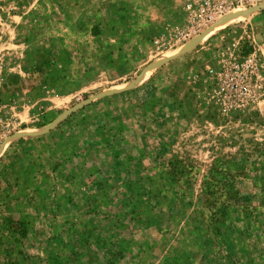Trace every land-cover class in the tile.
Here are the masks:
<instances>
[{"label":"rangeland","instance_id":"374dc122","mask_svg":"<svg viewBox=\"0 0 264 264\" xmlns=\"http://www.w3.org/2000/svg\"><path fill=\"white\" fill-rule=\"evenodd\" d=\"M184 1L27 11L0 69V264H264V99L223 116L205 70L232 41L264 65V0L157 48Z\"/></svg>","mask_w":264,"mask_h":264},{"label":"built area","instance_id":"2783aa9c","mask_svg":"<svg viewBox=\"0 0 264 264\" xmlns=\"http://www.w3.org/2000/svg\"><path fill=\"white\" fill-rule=\"evenodd\" d=\"M258 1L185 0L181 23L162 32L153 43L165 49L192 40L229 12L255 8ZM3 60L0 56V69ZM205 70L210 80L209 98L223 116L250 109L264 99V65L255 49H244L237 41L226 43ZM4 135L0 126V145Z\"/></svg>","mask_w":264,"mask_h":264},{"label":"crops","instance_id":"0c3cea01","mask_svg":"<svg viewBox=\"0 0 264 264\" xmlns=\"http://www.w3.org/2000/svg\"><path fill=\"white\" fill-rule=\"evenodd\" d=\"M35 1V2H34ZM79 0H75L73 6H80ZM41 0H33L26 4H14L7 0H0V55L4 57L7 53L6 50L14 48L18 44L14 43L13 36L16 35V31L21 24H25L27 20V11L34 5H40ZM25 8V10H23ZM35 8V7H34ZM18 48V47H17ZM17 52V51H14Z\"/></svg>","mask_w":264,"mask_h":264},{"label":"bare ground","instance_id":"6f19581e","mask_svg":"<svg viewBox=\"0 0 264 264\" xmlns=\"http://www.w3.org/2000/svg\"><path fill=\"white\" fill-rule=\"evenodd\" d=\"M234 18H231V19H227V20H223L221 23H219L218 27L220 26H225L227 25L229 22L233 21ZM225 24V25H224ZM215 27V26H214Z\"/></svg>","mask_w":264,"mask_h":264},{"label":"water","instance_id":"95a60500","mask_svg":"<svg viewBox=\"0 0 264 264\" xmlns=\"http://www.w3.org/2000/svg\"><path fill=\"white\" fill-rule=\"evenodd\" d=\"M252 9H254V8H252ZM219 21H220V20H219ZM208 30H210V29H208ZM208 30H206L205 32H203L202 34H200V35H198V36H196V37L203 36L206 32H208Z\"/></svg>","mask_w":264,"mask_h":264}]
</instances>
